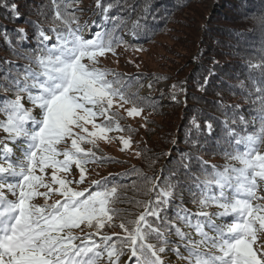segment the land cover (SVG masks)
<instances>
[{
	"label": "snow or ice",
	"instance_id": "snow-or-ice-1",
	"mask_svg": "<svg viewBox=\"0 0 264 264\" xmlns=\"http://www.w3.org/2000/svg\"><path fill=\"white\" fill-rule=\"evenodd\" d=\"M154 3L143 0L135 6L125 0L129 15L136 14L129 27L127 18L110 15L119 0L107 5L96 0L101 24L81 23L79 16L62 12L56 0L51 17L38 0H0L9 19L27 25L11 30L15 43L6 26L0 32L12 56L0 62V264H172L169 253L184 264H264V44L246 60L250 73H259L248 78L251 90L243 80L237 85L246 92L247 111L255 112L252 119L240 104L217 102L226 115L227 146L217 141L224 165H209L197 155L205 145L186 128L184 143L195 152L181 151L174 140L175 156L172 151L154 160L146 155L149 167L161 156L170 158L153 176L136 168L108 175L89 170V164L124 163L98 156L97 140H118L122 150H129L135 130L121 124L124 114L135 118L145 107H157L151 93L159 77L125 78L98 66L99 57L115 55L121 45L143 50L118 30L127 29L134 39L147 35L149 20L158 18ZM245 18L253 24L249 31L264 36V7ZM108 23L112 27L106 30ZM92 27L101 30L89 38ZM215 75L210 68L203 82L197 81V90L206 91ZM143 89L147 93L141 95ZM186 91V82L172 85L171 99L179 103L177 97ZM190 123L199 137L197 116ZM204 128L209 135L214 131L211 121ZM113 132L128 135L110 137ZM194 163L199 173L192 171ZM48 169L53 171L46 182ZM132 175L136 190L148 199L129 201L141 211L128 220L115 205L127 187L118 178ZM186 194L195 210L186 206ZM114 220L122 232L108 234L104 230L117 226Z\"/></svg>",
	"mask_w": 264,
	"mask_h": 264
},
{
	"label": "trees",
	"instance_id": "trees-1",
	"mask_svg": "<svg viewBox=\"0 0 264 264\" xmlns=\"http://www.w3.org/2000/svg\"><path fill=\"white\" fill-rule=\"evenodd\" d=\"M25 2L31 3L32 0H21V3ZM38 2L46 6L45 11L49 17L54 15L56 8L53 5V0H38ZM124 2L125 0H119V5L112 9L110 15H120L127 18L130 27L131 22L136 19V14L132 13L130 16L127 9L123 7ZM127 2L135 6L143 4V0H127ZM101 3L104 5L108 3L115 4L116 0H101ZM56 4L59 5L62 12L66 9L67 12L79 16L81 23L84 21H94L96 24L102 23V11L96 7V0H56ZM68 5L71 6L69 7ZM154 6L158 18L155 22L149 20V26L152 31L147 35H141L139 39H134L128 34L127 29L118 31L124 36L125 40L130 44H136L137 47L143 49L142 51L153 48V46H158V58H156V61L162 62L166 69L153 70L141 68L138 65L139 67L135 70L126 72L114 67L98 65L115 70L123 74L125 78L140 76L141 74L149 78L153 76L159 77L154 84L155 90L151 93L157 107L155 109L150 107L144 108L143 112L148 114L145 126L139 123L132 124L125 114L121 120L122 125L135 130L132 134V141L136 145L138 152L141 149H145L147 152L142 153L137 158L138 162L134 164L128 162L105 163L99 167H119V170L109 172L113 174L129 172L132 168H136L149 176H153L159 172L163 165L168 163L170 158L161 156L158 161L153 163L152 167H149L152 161L146 159V155L152 157L154 160L156 154L172 151L173 156H175V148L172 143L174 140L179 142L181 151L192 150L195 152L194 149H190L189 145L184 143L186 128L191 129V137L193 139L198 138L205 145L196 154L208 161L209 165L222 166L227 161L220 154L222 148H217V141L221 145L227 146V137L224 134L222 123L226 119V115L225 111L218 107L217 102L222 100L228 105L240 104L249 120L255 115L254 111H247L251 105L246 100V92L241 90L237 85L239 81L243 80L249 85L248 90H251L249 76L258 77L259 75L258 72L250 73L246 60L255 57L256 51L264 44V36L258 32L249 31L253 28V24L245 16L258 14L261 8L264 7V0H155ZM22 11H26V9H22ZM31 18L35 19L36 17L33 16ZM49 22H46V26ZM189 23L191 26H188ZM2 26L7 27L9 37L14 43L16 36L11 30L18 27H27L24 23H18L14 19H9L8 12L0 7V32L3 31ZM182 26L189 28L191 32L182 31L176 34ZM202 26L206 27L202 30ZM111 27V23L103 25V28L106 30L111 29ZM97 30L101 29L96 27L90 28L89 38H91L90 34ZM239 32H243L244 35L237 34ZM191 35L194 40L190 41V47L187 52L182 54L183 52L179 49V40H181V36L185 38ZM122 50L129 52L132 59L133 53L142 52L131 48L126 49L121 45L116 48V53ZM201 53L202 55H200ZM111 54V52H107L105 55ZM5 57L12 59L8 45L3 35L0 34V62H3ZM197 57L199 58L197 59ZM213 59L219 61V64H213ZM210 68L215 71L216 75L211 78V85L208 89L200 92L196 87L197 81L203 82ZM0 76H3V72H0ZM164 82H167L171 88L172 85L186 82L187 91L186 94H180L177 97L180 101L179 103L171 99V89L159 91ZM141 83H147V80H141ZM144 91L145 89L141 90V95L145 94ZM161 93H163V96ZM193 96L199 97V99H193ZM3 98L4 94L0 93V101ZM228 111L230 114L231 110L229 109ZM193 116H197L198 122L201 125L202 131L199 137H197V133L190 123ZM207 121H211L214 126V131L211 135L204 128ZM121 134L124 136L128 135L126 132ZM2 135L4 133L0 131V136ZM82 146L87 148V145ZM95 151H97L98 156L111 157L98 152L99 150ZM2 155L3 152L0 149V156ZM17 155H19V150H17ZM115 159L120 160L118 158ZM91 165L93 164H89L88 167ZM73 170H75V166H73ZM192 171L199 173V164L194 163ZM118 179H122V182L127 187L120 193L122 202L115 206L121 209V214L128 220L135 219L136 214L141 209L129 203V201H143L148 199V197L138 192L133 185L132 182L137 179L135 175ZM185 203L187 207L195 210V206L190 203V198L187 194L185 196ZM212 210L214 208L209 209V211ZM169 215H172L171 209L169 210ZM119 222V220H114L113 224L117 226L106 228L104 231L108 232V234L122 232V229L118 227ZM217 223H220V221L217 220ZM77 232L78 230H74V234ZM166 258L171 259L172 264H184L183 261L178 260L171 253ZM101 264H103V261Z\"/></svg>",
	"mask_w": 264,
	"mask_h": 264
},
{
	"label": "rangeland",
	"instance_id": "rangeland-1",
	"mask_svg": "<svg viewBox=\"0 0 264 264\" xmlns=\"http://www.w3.org/2000/svg\"><path fill=\"white\" fill-rule=\"evenodd\" d=\"M188 26H191V24L189 23ZM194 26V25H192ZM197 27V26H196ZM195 27V28H196ZM191 32V30L189 28H185L184 26H182V28H180V30L176 33H180V32ZM193 37L192 35L189 37H182L181 36V40L179 43V49L181 52H183L182 54L186 53L187 50L189 49L190 45V41L192 42ZM158 46H153V48H149L147 50H144L142 52H135L133 53V59L131 57V55L129 54V52H127L126 50H122L118 53H116L115 55L111 54V55H105L103 57H99L100 60V65H103L105 67H114L117 69H121L124 71H128L131 72L133 70H135L137 68V65H139L141 68H147V69H155V70H160L162 69H166L165 65L163 66V63L160 61H156V58H158V50H157ZM171 87L169 86V84L167 82L162 83L161 87L159 88V91H166V90H170ZM144 93H147V89H145ZM129 107V106H126ZM116 108V104L114 102V109ZM126 115V114H125ZM132 124H141L142 126H145L147 118H148V114H146L145 112H143L141 114V116H137L135 118L132 117H127ZM97 122H99V118L97 120ZM89 130H91V125H88ZM110 137L113 136H119L122 135L121 133H109L108 134ZM97 144H98V149H94L95 150H99L98 152L100 153H104L106 156H111V157H115L120 159L121 161L124 162H128L131 164L137 163L138 162V157L136 155V153L138 152L136 145L133 144L132 141V145L131 148L127 151L122 150V145L118 142V140H105V139H98L97 140ZM59 147V146H58ZM87 147H91V145H87ZM63 157H60V159H62ZM120 168L115 166V167H111V168H102L99 166H93L91 165L89 167L90 172H92L93 170L95 172L100 173L101 175H105V174H109V172H115L117 170H119ZM53 170L48 169L43 175H44V179L46 182L50 181V176ZM78 169L74 170V173H78ZM38 175H40V173H37ZM58 175H61L62 177L65 175L64 173H58ZM91 178V177H89ZM41 191H43L41 189ZM38 200H40L41 202L43 201L42 197H38ZM52 199H55V197H53Z\"/></svg>",
	"mask_w": 264,
	"mask_h": 264
}]
</instances>
